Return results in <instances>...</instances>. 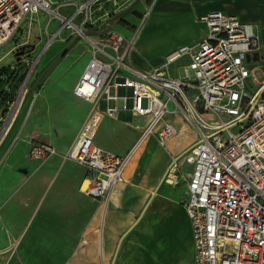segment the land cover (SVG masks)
<instances>
[{
	"label": "built area",
	"instance_id": "1",
	"mask_svg": "<svg viewBox=\"0 0 264 264\" xmlns=\"http://www.w3.org/2000/svg\"><path fill=\"white\" fill-rule=\"evenodd\" d=\"M137 1L74 0V12L66 18L69 34L86 39L92 52L74 87L77 96L92 103L72 153L88 170V184L84 186V179L81 189L107 204L140 142L153 133L166 145L178 128L165 117L179 113L196 131V140L182 153L191 164L185 208L192 226L194 264H264V98L260 92L264 80L253 87L255 68L250 60L259 45L255 26L235 14L209 10L203 15L206 35L166 54L167 66L180 57L189 58L181 66L183 74L172 76L163 65L151 70L134 65L129 50L138 31L128 41L114 28L120 12ZM53 3L0 0V45L29 15L56 12ZM145 4L144 21L152 6ZM120 85L133 88L131 110L147 119L125 154L95 140L103 118L101 95L108 93L107 113L127 108V96L120 97L116 91ZM55 152L48 141L30 143L29 153L36 159ZM176 169L169 168L166 174L172 176Z\"/></svg>",
	"mask_w": 264,
	"mask_h": 264
},
{
	"label": "crops",
	"instance_id": "2",
	"mask_svg": "<svg viewBox=\"0 0 264 264\" xmlns=\"http://www.w3.org/2000/svg\"><path fill=\"white\" fill-rule=\"evenodd\" d=\"M174 2L176 5L168 9H170L169 12L179 17V29L175 28L174 30L178 31L181 36H176L167 44H164L156 53H152L147 46L141 44L139 49L131 46L129 58L134 65L145 70H151L163 65L166 54L171 50L201 40L207 33L203 15L209 10L218 9L228 14H235L241 21L252 23L255 26L259 35V45L251 56L250 64L252 61H258V66L264 67V0H174ZM160 6L158 4V7ZM135 33L128 32L129 36H126V39L130 41ZM158 52L160 54L155 56ZM91 56L92 52L89 47V57L84 60L82 69L69 80L64 81L61 66L48 75L32 100L23 126L17 134L15 130L12 131L11 135L15 134L14 141L21 136L20 134L22 136L31 134L30 128L33 122L41 126L48 112L52 115L50 111L55 105H58V108H55L57 113L52 112L53 115L58 117V113L62 114L60 109L65 108L67 121L69 119L67 114L74 112L72 121L64 131L70 129V131L77 130L79 133L84 123L83 118L87 112L88 104L92 107V103L77 96L74 93V87ZM62 63L60 64L62 65ZM184 63L177 64L172 73L166 67L164 68L169 75L178 76L183 74L181 66ZM258 66L253 67L256 69ZM33 102L34 114L30 117L29 113ZM126 109L131 110V107L118 108L113 114H109L107 111L103 112L99 131L95 137L97 144L118 154H125L130 150L147 122V119L142 124H135L128 120L120 121L117 117ZM89 113L90 110L88 115ZM173 114H175L174 119L168 117V114L165 119L174 122L178 132H182L184 129L186 131L188 125L183 128L182 125L186 122L182 115L179 113ZM178 116L182 119V123L180 121L176 122ZM108 117H111L115 130L122 131L132 137L130 144L125 149L109 146V143L116 144L117 142L102 133L101 126L105 124ZM8 124L11 126L12 123L7 122L5 119L0 134L5 128L4 125L8 126ZM51 128L54 131L59 129L58 123L56 121L51 122ZM33 130V133L38 132V129ZM193 131L195 135L184 138H179V135L174 138L172 136L166 145H162L155 134L151 139H149L151 134L147 135L140 142L137 147L140 149L139 152L131 156L125 169L124 180L118 188L114 189L110 201L106 204L98 199L96 202L100 204L98 211L94 214L93 221L98 220L99 224L97 228L96 226L91 227L88 235L87 232L84 234V237L87 238L84 242L80 264H170L166 260L171 253H176L181 258L186 250L193 251L192 226L186 208L182 206L172 208L169 199L161 192V182L173 160L185 152L196 140L194 128ZM97 135L102 136L106 142L99 143ZM44 141L50 142L48 139H44ZM150 141L165 148L166 152L157 153L149 146ZM29 149L30 143L26 145L24 142L18 141L12 145L0 165V242L6 243L5 248L10 246V242L15 236H26V233L29 232L28 224L30 222H36L37 227L34 232H39L45 226L48 218L44 214L46 213L43 209L44 202L40 200V197L44 188L62 189L60 187L61 174L64 169H67V164H65L66 162L62 164L59 153L52 154L49 163L36 171L34 176L25 183L24 188H19L21 176L25 173L26 168L31 165L25 157L26 151L29 152ZM84 168L87 176L88 170L86 166ZM81 186L82 183L80 190L83 192ZM27 188H30L28 192L26 191ZM27 193L29 198L26 196ZM35 195H38L39 198L36 199ZM147 206H152V210H159V214L156 215V217L158 216L157 223L153 222L156 218H154V213L150 215V218L143 219V216L146 215H143V212ZM51 219L56 222V228H60V220L63 224L65 222L67 226L70 216L69 214L67 216L65 214L51 215Z\"/></svg>",
	"mask_w": 264,
	"mask_h": 264
},
{
	"label": "rangeland",
	"instance_id": "3",
	"mask_svg": "<svg viewBox=\"0 0 264 264\" xmlns=\"http://www.w3.org/2000/svg\"><path fill=\"white\" fill-rule=\"evenodd\" d=\"M153 2L154 0H138L129 9L126 8L127 11L123 12L124 10H122L117 17L120 19V22L116 21L114 28L122 31L125 36H129L128 32L135 33L138 31L132 48L139 49V45L141 44L147 46L152 53H156L164 44L181 35H179L178 31L174 30L180 25L179 17L169 12L170 9H168L176 5L174 0H155L147 21L143 20L146 10L145 3L151 5ZM158 4L161 5V8L158 7ZM75 6L74 0H54L52 8L56 12L41 10L37 14L29 15L23 20L15 34L7 42L0 45V68L6 67V69L0 71V130L5 119L7 122L12 123L11 126L9 124L8 126L4 125L5 128H3V132L0 134V165L3 163L12 145L18 141H22L27 145L34 140L44 139H48L53 143L56 149L54 154L59 153L62 164L65 162L67 164V169H64V172L61 174L60 187L62 189L44 188L40 197V200L44 202L43 209L46 212L44 214L48 218L45 226L39 232H34L37 227L36 222H30L28 224L29 232L26 233V236H15L7 248H5V242H0V264H80L84 242L87 238L84 237V234L87 232L88 235L89 229L93 228V226L97 228L99 224V221H93V218L99 209L100 203H96L98 199L81 192L80 185L85 179L86 170L72 156L78 131H70V129L64 131L72 121L74 112L67 114L69 117L67 121L65 118V108L60 109L62 114L58 113V117L57 115H53V113H57V109L55 108H58V105H55L50 111L52 115L48 112L41 126L36 125L35 122L32 123L30 128L31 134L27 136L20 134L21 136L15 141L13 140L15 134L11 135L13 130L17 134L23 126L35 94L52 71L61 66L64 73V81L69 80L78 74L82 69L84 60L89 57L90 44L80 36V39L69 48L68 52L54 62L55 58L77 36L69 34V28L65 24L66 18H71ZM143 22L145 23L143 24ZM32 43L37 45L34 51L23 55L17 54V51L23 45L26 44L29 47ZM158 54L160 53L158 52L155 56ZM188 59V56L180 57L175 63H171L170 66L163 64V67H166L172 73L176 69L177 64L186 62ZM61 62H63L62 65L60 64ZM32 64L33 66L31 67ZM258 64V61H252L250 65L253 67L258 66ZM262 80H264V67L260 65L254 70V76H252L253 87L257 88L260 83L259 81ZM39 82V87H36ZM116 91L120 97L127 96L126 106L128 108L133 106L132 87L120 85ZM262 98H264V90L262 91ZM33 105L34 102L29 113L30 117L34 114ZM108 105V93L104 92L100 97L99 109L102 112H106ZM6 106L9 107V111L2 114ZM90 108V104H88L83 122L89 110H91ZM168 117L174 119L175 114L170 113ZM117 118L120 121L124 122L128 120L135 124H142L146 121V117L136 116L135 113L133 115L130 109L123 110ZM53 121H56L59 126V129L55 131L51 128V122ZM111 121V117H108L105 124L101 126L102 133L117 142L116 144L109 143V146L125 149L130 144L132 137L122 131L115 130ZM179 121L180 123L183 122L178 116L176 122L178 123ZM187 125L188 129L186 131L185 129L182 132L179 131L173 138L177 135H179V138L195 135L193 127L190 124L184 123L182 126L185 128ZM179 128L181 127L179 126ZM33 129H38V132L33 133ZM98 131L99 128L97 133ZM151 138H153V133L149 139ZM97 141L99 143L106 142L100 135H97ZM149 146L159 154L166 152L165 148L154 144L152 141L149 142ZM139 150L137 148L132 156L136 155ZM182 156V154L179 155L177 169L175 172H172V176H168L166 171L161 182V192L169 199L172 208L185 207L187 200V177L191 170V164L183 160ZM25 157L31 165L26 168L25 173L21 176L19 188H24L25 183L34 176L36 171L45 167L49 163L50 158L36 159L30 155L28 150ZM168 178H171L173 182H166ZM121 183L122 181L116 188ZM29 190L30 188H27L26 191L28 192ZM26 196H28V193ZM35 198L38 199L39 196L35 195ZM151 207L147 206L144 209L143 215H146L143 216V219L150 218V215L153 213L155 214L154 218L159 214L158 209L152 210ZM58 214H65V216L69 214L70 221L67 226L65 222L63 224L60 220L61 226L60 228H56V222L51 219V215ZM157 217L153 221L154 223L158 222ZM192 254L193 251L190 249L186 250L181 258L176 253H171L167 257L166 262L170 264H194Z\"/></svg>",
	"mask_w": 264,
	"mask_h": 264
},
{
	"label": "water",
	"instance_id": "4",
	"mask_svg": "<svg viewBox=\"0 0 264 264\" xmlns=\"http://www.w3.org/2000/svg\"><path fill=\"white\" fill-rule=\"evenodd\" d=\"M130 8V7H129ZM128 8V9H129ZM125 11H127V9L126 10H124L123 12H125ZM114 21V19L112 20V22ZM80 39V36L79 35H77V36H75L74 37V39L70 42V44L55 58V60H54V62H56L61 56H64L67 52H68V50H69V48L71 47V46H73L78 40ZM36 44L35 43H32L29 47H27V45L25 44V45H23L22 47H21V49L20 50H18L17 51V54L18 55H23V54H26V53H29V52H32V51H34L35 50V48H36ZM256 53V52H255ZM33 66V64L31 65V67ZM7 111H9V107L8 106H6L4 109H3V111H2V114H5Z\"/></svg>",
	"mask_w": 264,
	"mask_h": 264
},
{
	"label": "bare ground",
	"instance_id": "5",
	"mask_svg": "<svg viewBox=\"0 0 264 264\" xmlns=\"http://www.w3.org/2000/svg\"><path fill=\"white\" fill-rule=\"evenodd\" d=\"M154 1H155V0H154ZM153 5H154V2L152 3L151 9H152ZM151 9H150V11H151ZM149 14H150V12H149ZM148 16H149V15H148ZM147 18H148V17H147ZM147 18H146V21H147ZM146 21H145V22H146ZM145 22H144V23H145ZM263 90H264V85H263L262 87H260V92H262ZM132 113L134 114V111H133V110H132ZM144 117H145V116H144ZM76 149H77V143L75 144V147H74L73 156L75 155ZM178 157H179V156H178ZM178 157H176V158L173 160L172 165H171V167H170L171 170H175V169H176V164H177ZM167 181H168V182H173V180H172L171 178H168ZM87 184H88V180L85 179V180H84V186H86Z\"/></svg>",
	"mask_w": 264,
	"mask_h": 264
},
{
	"label": "trees",
	"instance_id": "6",
	"mask_svg": "<svg viewBox=\"0 0 264 264\" xmlns=\"http://www.w3.org/2000/svg\"><path fill=\"white\" fill-rule=\"evenodd\" d=\"M2 69H6V67H4V68H0V71H1ZM39 84H40V82L36 85V87H39ZM8 105H9V104H8Z\"/></svg>",
	"mask_w": 264,
	"mask_h": 264
}]
</instances>
